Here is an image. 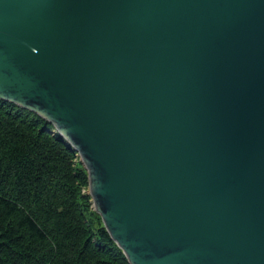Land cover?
I'll list each match as a JSON object with an SVG mask.
<instances>
[{
    "label": "water",
    "instance_id": "water-1",
    "mask_svg": "<svg viewBox=\"0 0 264 264\" xmlns=\"http://www.w3.org/2000/svg\"><path fill=\"white\" fill-rule=\"evenodd\" d=\"M0 100L130 264H264V0H0Z\"/></svg>",
    "mask_w": 264,
    "mask_h": 264
},
{
    "label": "trees",
    "instance_id": "trees-1",
    "mask_svg": "<svg viewBox=\"0 0 264 264\" xmlns=\"http://www.w3.org/2000/svg\"><path fill=\"white\" fill-rule=\"evenodd\" d=\"M51 128L0 100V264H130L88 212L77 152Z\"/></svg>",
    "mask_w": 264,
    "mask_h": 264
},
{
    "label": "rangeland",
    "instance_id": "rangeland-1",
    "mask_svg": "<svg viewBox=\"0 0 264 264\" xmlns=\"http://www.w3.org/2000/svg\"><path fill=\"white\" fill-rule=\"evenodd\" d=\"M75 155H77V153H75ZM77 158H79V157L77 156ZM82 166H83V165H82ZM86 172H87V171H86ZM82 192H83L84 194H89V193H88V186H84V188H82ZM87 201H88L87 203H88V207H89V211H88V212H96L95 209H94V206H93L92 198L89 197ZM96 213H97V212H96ZM97 214H98V213H97ZM87 220L91 223L92 226L97 224V220L94 218V216H90V215H89ZM122 253H123V252H122Z\"/></svg>",
    "mask_w": 264,
    "mask_h": 264
}]
</instances>
